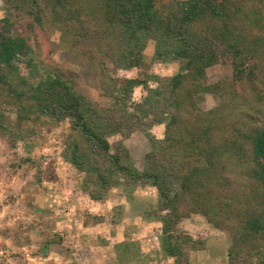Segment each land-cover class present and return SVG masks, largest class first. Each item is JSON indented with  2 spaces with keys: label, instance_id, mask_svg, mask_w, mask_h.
Returning a JSON list of instances; mask_svg holds the SVG:
<instances>
[{
  "label": "trees",
  "instance_id": "16d2710c",
  "mask_svg": "<svg viewBox=\"0 0 264 264\" xmlns=\"http://www.w3.org/2000/svg\"><path fill=\"white\" fill-rule=\"evenodd\" d=\"M1 1L0 95L52 121L70 120L76 139L66 160L96 188L154 187L159 207L144 217L161 223L162 252L175 264H186L187 242L174 226L193 213L228 235L231 264H264V112L249 113L242 99L264 100V0H178L166 9L157 0ZM56 33L84 65L140 68L153 41L152 62L179 68L168 78L148 76L155 88L102 74L114 105L99 108L74 71L51 61ZM215 65L230 66L231 79L207 84ZM138 86L147 95L133 102ZM206 94L221 98L207 111L199 107ZM160 124L165 136L152 139L142 172L125 148L111 153L105 136L147 134Z\"/></svg>",
  "mask_w": 264,
  "mask_h": 264
},
{
  "label": "rangeland",
  "instance_id": "374dc122",
  "mask_svg": "<svg viewBox=\"0 0 264 264\" xmlns=\"http://www.w3.org/2000/svg\"><path fill=\"white\" fill-rule=\"evenodd\" d=\"M177 1L157 0V6L166 9ZM2 6L0 0V19L5 14ZM238 17H233L235 24ZM243 35L251 36L245 31ZM55 38L59 47L52 51L51 61L74 71L99 108L114 105L103 95L101 83L106 77L102 74L145 81L155 88L148 76L168 78L179 68L170 61L152 62L153 41L145 46L142 67L115 70L107 62L81 64V58L77 61L71 54V45L60 44L58 33ZM231 76L230 66L215 65L206 70V83ZM243 85L250 89L246 80ZM146 95L145 87L138 86L131 101L140 102ZM249 96L242 97L246 105ZM220 101V97L206 94L199 107L207 111ZM250 104H243L249 113L264 112V100ZM164 136L165 126L160 124L147 134L136 130L126 137H105L112 154L119 147L125 148L135 169L142 172L152 139L160 141ZM75 139L70 120L52 121L29 108H20L6 94L0 95V264H175L174 258L162 252L161 223L153 216L151 220L144 217V212L159 207L156 189H127L123 184L96 188L66 160V148ZM78 139L85 143L84 138ZM174 227L180 244L187 242L183 246L186 264H231L228 235L201 214L181 217Z\"/></svg>",
  "mask_w": 264,
  "mask_h": 264
}]
</instances>
